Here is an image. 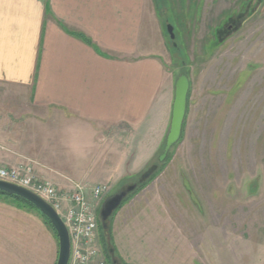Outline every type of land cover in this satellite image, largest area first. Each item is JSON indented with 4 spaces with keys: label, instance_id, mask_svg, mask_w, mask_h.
I'll use <instances>...</instances> for the list:
<instances>
[{
    "label": "rangeland",
    "instance_id": "1",
    "mask_svg": "<svg viewBox=\"0 0 264 264\" xmlns=\"http://www.w3.org/2000/svg\"><path fill=\"white\" fill-rule=\"evenodd\" d=\"M154 12L171 81H190L182 135L166 159L171 113L165 124L96 135L67 124L58 133L47 117L43 134L22 127L21 163L0 168L33 161L62 192L70 181L108 186L94 203L105 264H255L264 255V0H154ZM32 145L43 156H28ZM131 186L105 229L103 203ZM58 254L38 212L0 199V264H56Z\"/></svg>",
    "mask_w": 264,
    "mask_h": 264
},
{
    "label": "crops",
    "instance_id": "2",
    "mask_svg": "<svg viewBox=\"0 0 264 264\" xmlns=\"http://www.w3.org/2000/svg\"><path fill=\"white\" fill-rule=\"evenodd\" d=\"M160 21L154 0H0V165L21 163L22 127L43 134L47 117L58 133L165 124L175 85Z\"/></svg>",
    "mask_w": 264,
    "mask_h": 264
},
{
    "label": "built area",
    "instance_id": "3",
    "mask_svg": "<svg viewBox=\"0 0 264 264\" xmlns=\"http://www.w3.org/2000/svg\"><path fill=\"white\" fill-rule=\"evenodd\" d=\"M37 164L15 168H0V181L22 186L50 204L64 220L71 238L69 264H105L98 248V223L94 203H99L108 193V186L89 189L83 183L70 181V191L57 186L37 172Z\"/></svg>",
    "mask_w": 264,
    "mask_h": 264
},
{
    "label": "water",
    "instance_id": "4",
    "mask_svg": "<svg viewBox=\"0 0 264 264\" xmlns=\"http://www.w3.org/2000/svg\"><path fill=\"white\" fill-rule=\"evenodd\" d=\"M172 30L173 29L169 27L170 33ZM189 91V78L186 75L180 76L175 84V98L173 103L170 132L166 140L164 154L160 157V161H164L166 159L170 150L179 142L181 138L187 113ZM135 188V186L128 187L126 190L107 198V200L103 203L99 217L105 229H107V221L109 218L122 205L124 199L131 192H133ZM0 194H6L11 197L22 199L34 206L51 222L59 240V254L56 264H69L71 258V238L64 220L59 216L56 210L35 193L22 188V186L10 184V182L0 181Z\"/></svg>",
    "mask_w": 264,
    "mask_h": 264
},
{
    "label": "trees",
    "instance_id": "5",
    "mask_svg": "<svg viewBox=\"0 0 264 264\" xmlns=\"http://www.w3.org/2000/svg\"><path fill=\"white\" fill-rule=\"evenodd\" d=\"M77 37H79V38H83L87 43H90V41L88 40V39H86L84 36H82V35H79V34H75ZM189 96H190V91H189V94H188V105H189ZM188 105H187V107H188ZM186 115H187V113H186ZM183 127H184V125H183ZM0 199H9V200H13V201H15L16 203H19V204H21L23 207H28V208H30V209H33V210H35L36 212H38L41 216H42V218L44 219V221H45V223L52 229V231H53V233L55 234V236L57 237V239H58V236H57V233H56V231L54 230V228H53V226H52V224H51V222L39 211V210H37L34 206H32L31 204H29V203H27V202H25V201H23L22 199H20V198H16V197H11L10 195H6V194H0Z\"/></svg>",
    "mask_w": 264,
    "mask_h": 264
},
{
    "label": "flooded vegetation",
    "instance_id": "6",
    "mask_svg": "<svg viewBox=\"0 0 264 264\" xmlns=\"http://www.w3.org/2000/svg\"><path fill=\"white\" fill-rule=\"evenodd\" d=\"M169 27H171L173 29L171 33L169 32ZM166 31L168 32L167 35L169 36V39L171 40V42H173V47L176 48L174 50H177L179 46L176 43V35H175L176 29L174 27H172V26H167V30ZM221 36H225L224 30H222V28L217 31V40Z\"/></svg>",
    "mask_w": 264,
    "mask_h": 264
}]
</instances>
